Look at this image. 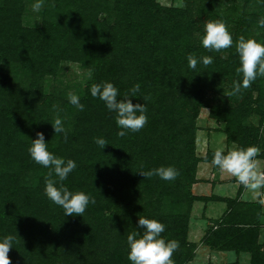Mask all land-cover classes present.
<instances>
[{
  "label": "trees",
  "instance_id": "1",
  "mask_svg": "<svg viewBox=\"0 0 264 264\" xmlns=\"http://www.w3.org/2000/svg\"><path fill=\"white\" fill-rule=\"evenodd\" d=\"M249 1L245 0L246 3ZM209 2L207 11L210 14L216 6L213 0ZM260 3L261 8L245 10L243 14L237 15V23L243 26L247 23H256L258 28H262L258 21L264 17V0ZM137 4L148 11V16L134 18L132 8L126 9L128 18L126 16L122 18V22L126 23V42L123 45V38L119 40L120 42L115 37L111 38L116 45L117 56L106 62L108 64L106 73L101 76L98 73L97 79L94 78L84 89V93L80 94V102L84 105L83 111L65 101L60 103L64 113L59 109L58 113L60 111L59 116L67 130V142L63 134L54 132L52 122L56 116L44 104L37 102L36 98L42 93L40 86L44 75L40 70L37 71V67L43 66L47 73H54L61 58H66L73 50L77 52L79 39L92 35L97 26L94 24L96 21L91 15L81 14L74 25H68L63 22L61 9L53 7L52 10L44 12L41 29L25 30L16 17L6 23L2 15L4 13L0 11V58L4 57L2 51L9 50V53L12 52L11 59L16 61L15 51L21 47L24 51L18 58L21 57V61L25 62L22 70L35 74L34 82L39 84L36 89L28 87L22 104L16 106L17 91L9 88L8 76L0 72V94L5 98L0 100V137L5 136L7 139L2 143L0 140V178L4 180V185L1 186L4 190L3 193L0 192V224L9 220L5 223L8 227L4 233L15 236L14 241L25 248L29 245L22 241L28 240L27 243L30 241L33 243L34 235L37 240L41 237L57 240V248H54L53 252L49 250L51 256H46L49 254L45 252L40 253L42 255L40 258L43 257L45 264H124L127 258L124 251L126 233L123 229L114 231L105 228L103 219L89 225L88 221L84 223L83 216L73 215L71 219L64 215V210L60 206L57 209L50 206L51 203L45 196V177L50 169L23 170L30 167L31 155L28 149L37 132L44 133L50 152L66 158L65 160L68 157L76 162L77 167L62 183L72 192L75 187L83 191L87 189V195L94 198L100 193L108 192H115L122 198L134 190L136 185L152 181V178L145 180L140 171L170 166L174 161L173 166L179 171V176L175 180L160 178V189L147 187V190L152 189L158 194L157 203L162 201L165 204L164 208L159 210L157 204L147 202L146 212L142 208L139 217L157 219L165 225V231L161 235L166 241L179 239L184 243L191 203L198 199L191 190V185L197 181L196 168L199 161L193 152L191 136L195 129L198 107L203 105L202 92L208 88L214 89L217 85L216 79L222 76L226 77L231 85L229 92L234 81L242 82V76H238L235 71L240 66L236 48L230 49L226 59L219 58L215 52L208 51L201 43L197 44V41L190 43L188 36L192 34L193 21L192 23L180 21L175 15L177 9H173L175 12L170 10V14L176 18L173 20V17L168 18V14H161L163 8L155 0H140ZM236 8L234 5L229 11L233 16ZM165 20H168L171 27L175 25L179 30L178 34L172 33L168 38L169 42L165 41L166 43L161 45L147 29L151 23L161 22L164 29L161 33L164 34L167 30ZM13 27L17 31L13 32ZM129 38L133 40L129 41ZM133 41L136 49L131 48ZM72 44L74 49H71ZM158 47L161 48L160 52ZM78 53L82 57L89 56L91 50L87 47ZM189 54L195 55L199 60L206 55L213 56L214 66L210 64L207 71L208 66L205 67L200 60L193 70L187 60ZM104 81L112 82L117 87L120 93L118 98L130 92L134 85H140L136 97H131L134 104H146L148 120L140 131H128L125 137L117 135L121 129L116 124V114L109 111L98 97H93L90 91L93 83ZM144 97L148 99L144 100ZM6 98L11 100L8 102ZM227 100L217 101L211 105L210 113L215 124L224 125L221 127L228 141H238L240 147L255 145L258 129L247 120L254 113L264 115V77L258 76L250 88L242 89L237 95L228 96ZM1 118L5 120L4 123H1ZM11 124H15V128L19 129L10 131L8 128L12 127ZM97 137L107 141L108 144L103 149L95 143L94 138ZM14 144L26 151V159L15 160L10 157L8 146ZM178 149L184 150L179 152ZM213 155L214 153H209L204 160L212 161ZM28 177L31 180L25 182ZM53 178L58 180L55 174ZM97 184L98 188L95 189ZM90 188L99 191L90 193ZM11 193L16 196L14 200ZM99 201L102 199L97 203ZM88 207L90 208L89 204ZM254 210L258 222L255 228V246H248L237 235L236 237L232 235L230 241H233L232 244L239 243L242 249L251 252V264H261L260 261L264 264V251H261L264 242L259 239V230L264 224L258 201ZM85 212L87 214V211ZM134 214L138 215L136 212ZM44 215L49 216L47 221L40 220ZM68 220L73 221L71 223ZM84 225L87 227H83ZM67 226L73 228V233L66 236L61 243L62 230ZM221 226L220 220H215L206 234L208 243H215L221 238L223 230ZM99 230H103L104 235ZM139 230L142 232V229ZM106 237L114 239L117 247L113 250L108 249L107 245L104 246L101 254L105 260H102L97 249L103 247V239ZM25 248L15 250V254L20 252L24 254ZM191 255V252H188L186 259H190ZM175 257L182 260L180 252L175 254Z\"/></svg>",
  "mask_w": 264,
  "mask_h": 264
},
{
  "label": "rangeland",
  "instance_id": "2",
  "mask_svg": "<svg viewBox=\"0 0 264 264\" xmlns=\"http://www.w3.org/2000/svg\"><path fill=\"white\" fill-rule=\"evenodd\" d=\"M139 1L140 0H43V8L39 12H35L32 9V5L36 2V0H0V11L4 13L2 14L4 15V21L8 23V21L13 20V17H16L20 23V26L25 30L33 28H36L37 30L41 29L44 12L52 10L53 7H58L61 9V14L64 18L63 22L68 25H74L76 23V19L81 14L91 15V18H94L96 21L94 24H97V26L92 32V35L89 38L83 37L79 39V48L77 49V52L73 50L74 52L72 51L71 54L69 53L66 58H61L54 73H47L43 66L40 67L38 65L37 71L40 70V72L44 74L40 86L42 93L36 98L39 104H44L45 107L50 110L52 114H54V116L60 115V111L64 113V111L61 110L60 103L64 101L70 103L68 99L69 92L78 95L80 98V94L84 93V89L88 86V84L94 78L97 79L98 73L100 76L106 73L108 66L106 62H109L111 58H115L117 56V48L112 42L111 38L115 37L118 41L123 38V45L126 42V23L122 22V18L125 16L128 18L126 9L132 8L134 18H145L149 14L142 5L137 4ZM155 2L160 4V6L165 9V11L161 9V14H168V18L172 19L173 17V20L176 19L174 15H171L172 13L170 14V10L175 12L173 9H177V13H175V15L179 17L180 21L190 23L193 21V30L192 32L190 31L192 34L188 36L187 33V36L190 38V43L192 41H197V44H202L204 27L207 21L214 19H223L226 21L228 30L233 37V46L220 52H215V55L219 58L226 59L229 56L230 49L235 48V43L241 35L245 36V38L250 36L254 37L258 42L262 43L264 30L262 28H258L256 23H247L244 26L237 23V15L243 14L245 10L252 11L257 8H261V0H250L247 3L245 0H213L216 9L210 12V14L207 11L210 5L209 0H155ZM234 5L237 6L235 11L236 13L234 15L235 17L231 14V12H229L231 7ZM76 11L79 13H76ZM160 23L161 22L151 23V25L148 27L149 30L147 29V32L152 33V37L155 38L161 45H163L167 41H170L168 38L172 35V33L177 32L178 34L179 28L175 27V25L171 27L168 20H165V24H167V30L164 32V34H162L161 32H163L164 29ZM12 31H17V29L13 27ZM131 40L133 39L129 38V41ZM133 44L134 41L131 45V48L136 49ZM147 44H149L148 41ZM73 45L74 44L71 45V49H74L72 47ZM87 47L91 50V54L89 56L83 55L82 57V55H80L78 52ZM160 49L161 48L158 47L159 52ZM121 50L122 49H120V51ZM23 51L24 49L21 47L16 49V61L11 59L12 52L9 53V50L2 51V56L4 57L0 58V72H3L8 76L9 88L17 91L18 100L15 103L16 106L22 104V101L25 99L24 94H26L28 87H33V89H36V86L39 85L34 82V80H36L35 74L27 73L22 70V68L24 69L23 66L25 62L23 61V63L21 61V57L18 58V56H20ZM197 59L199 60V58ZM102 62L103 65H101ZM209 66L210 65L207 67V71L209 70ZM212 66H214V64H212ZM216 82L217 85L214 89L208 88L202 92L204 97L203 105L198 107L195 118V129L191 139L193 142V152L199 159L197 162V167L199 166V163H206L204 166L208 168L207 170H211L214 173V178L216 177L217 181L223 182L224 179L222 177H218L221 173L219 172L220 169L212 165L211 161L209 162L204 159H207L206 157L209 156V153H214L217 148L223 147L226 153L227 150H230L233 147H240V144L238 141H228L226 134L222 129L223 127H221L224 125L215 124L214 118L211 117V105L217 101H228V96L226 95L231 87L229 81H227V78L224 76L217 78ZM219 88L221 90H219ZM6 96L9 97L8 94H6ZM7 98L6 101L9 102L11 99L7 100ZM0 100H5L1 94ZM239 100L240 98H238V101ZM58 109L60 110L59 113ZM4 122L5 120L1 118V123ZM247 122L258 129L255 146H258L261 149L257 159L260 160L262 166L264 162V134L261 133V129H264V115L261 116L257 113H254L252 116H249ZM11 126L12 127L8 128L10 131L19 129L18 127L15 128V124H11ZM0 140L1 143L7 141L5 136L0 137ZM8 149L9 155L10 157H13V159L16 160L25 158L26 151L23 148H20L14 144L11 147L8 146ZM182 150L184 149H178L177 151L180 152ZM67 159L69 158L67 157ZM173 163L174 161H172L170 166H173ZM29 165V168H24L23 170L32 171L46 169V167L37 164L32 158L29 160ZM203 170H205V168ZM211 177L212 175L207 177V175L201 174V177L195 182L197 183L199 181L198 185L194 183L191 185V190L193 194L198 197V199L191 203L187 227L188 230L184 243L180 242L179 239L177 240L179 241L180 246L179 249L173 254L172 258L174 260V264H180L181 262H183L182 264H251V252L242 249L239 243L232 244L233 241L230 240L232 239V235H234V237L237 235L239 239H243L245 244L248 246H255V228L257 227L258 222L254 206L257 204V194L247 190V192H251V194H248L247 196L245 195L242 200L239 194L241 193L242 189L245 188H242V185L238 184L237 189H240L237 190L238 192L233 197L229 195H224L222 197L215 193V190H213L214 188L212 189L210 184H204L205 181H209ZM29 178L30 177H28V180L25 182H29L31 180ZM231 179L230 180L232 182H238L237 180H234V178ZM3 185L4 180L3 178H0V192L2 193L4 187L1 188V186ZM194 186L195 191L193 190ZM147 187H156L160 189V177L153 176L152 181L136 185L134 190L126 193L122 198L117 196L115 192H108V194L100 193V195L95 198V204L89 202L90 208L87 206V214L86 212L83 214L84 223L88 221V224L90 225L99 219H103L105 222V228L110 230L114 229V231L123 229L125 231L126 235L124 239V251L126 252L127 258L125 259L124 264H130L131 262L128 259L129 246L127 244V235L134 230H139L137 229L136 221L139 219V214L142 208L144 212H146L147 202H152L155 205L157 204L159 210H162L165 206L162 201L157 203L156 198L158 194L154 193L152 189L147 190ZM97 188L98 184L95 185V189ZM91 190L92 189L90 188V193L99 191V189L92 190V192ZM76 191L83 190H79V187H75L73 192ZM86 191L87 189H85L83 192L87 194L88 191ZM11 196L13 197V200L16 197L12 193ZM45 196L51 203L50 206L57 209L58 205L54 204L47 197V195ZM100 199H102L101 202L99 201L101 204L99 202L97 203V201ZM206 203H212V205L213 203H220V205H222V209H216V211L214 209L213 213L211 212L205 215V206L207 205ZM90 204H92V206ZM210 208L212 209L213 207ZM134 212H136L138 215H135ZM72 216L68 217L72 219ZM48 217V215H44L40 220L47 221ZM218 219L220 220V224H222L221 228H223L221 232L222 234L220 235L221 238L215 243H208L206 234L208 233L209 228L215 223V220ZM6 221L8 222L9 220ZM6 221L4 224H0V240L7 236L4 233L8 227L5 225ZM68 221L72 223L73 220ZM78 227L82 228L80 226ZM83 227H87V225H84ZM259 231V239L261 242H264V226H262ZM72 233V227L67 226L64 228L62 230L63 237L61 238V243L64 241L66 236H70ZM102 234L104 235V232H102ZM34 237L33 243L32 241L27 243L28 240L22 241V243L25 245H29L28 248L22 247L23 245L19 246V243L13 241L12 248L8 253L11 259V264H45L43 257L40 258L42 256L40 253L45 252L49 254H45L46 256H51L52 253H49V250L51 249L53 252L54 248H57L58 241L52 240L51 238L42 237V239L39 238L37 240L36 235H34ZM103 240V247L97 249V253L100 255L102 260H105V257L101 254L104 246L107 245L108 249L113 250H115L117 246H115L116 244L114 243V239L106 237V239ZM24 248V254L21 252L15 254V250H21ZM38 249H40V251ZM261 251H264V248L261 249ZM178 252H180V257L182 260L175 257V254ZM188 252H191L192 254L190 259H186V254ZM260 262L262 264V261Z\"/></svg>",
  "mask_w": 264,
  "mask_h": 264
},
{
  "label": "clouds",
  "instance_id": "3",
  "mask_svg": "<svg viewBox=\"0 0 264 264\" xmlns=\"http://www.w3.org/2000/svg\"><path fill=\"white\" fill-rule=\"evenodd\" d=\"M43 6V0H36L32 9L39 12ZM258 24L264 28V17L258 21ZM202 45L210 52H220L231 48L233 37L228 30L226 21L223 19L207 21ZM235 48L240 61V66L235 71L238 76H242V82L234 81L232 90L226 96L237 95L242 89L250 88L258 76L264 77V43L258 42L254 37L245 38L241 35L235 43ZM187 60L189 67L193 70L196 69L200 60L205 67L213 63V58L207 55L198 60L193 54H189ZM139 90L140 85L136 84L130 89V92H126L122 98H118L120 93L112 82L104 81L91 85V95L102 100L107 109L116 114L115 121L121 129L117 132L119 137H125L128 131L138 132L147 123L146 104H134L131 99V97H136ZM68 99L78 110L83 111L84 105L80 102L78 95L69 92ZM147 99L148 97H144V100ZM52 127L55 134H63L64 140L67 142V130L59 115L52 122ZM261 133L264 134V129H261ZM94 139L101 149L108 144L102 137ZM28 151L37 164L50 169L45 177V193L54 204L64 210V215L83 216L89 202L95 204L94 197H90L83 191L72 192L62 183L77 167L76 162L72 159L65 160L50 152L43 132H37ZM260 152L261 149L255 145L236 146L227 150L226 153L225 149L221 147L214 151L211 163L222 172L234 177L245 189L256 193L264 189V167L257 159ZM53 174L58 180L53 178ZM140 174L145 179L158 176L163 180H175L179 176V171L174 166H160L148 171H140ZM58 182L59 186H57ZM137 229H142V232L134 230L127 235L128 259L132 264H174L172 257L174 252L179 249V241L175 239L166 241L162 237L161 234L165 231L163 223L154 218L140 216L137 221ZM15 239V236L7 235L0 240V264H11L8 253Z\"/></svg>",
  "mask_w": 264,
  "mask_h": 264
},
{
  "label": "crops",
  "instance_id": "4",
  "mask_svg": "<svg viewBox=\"0 0 264 264\" xmlns=\"http://www.w3.org/2000/svg\"><path fill=\"white\" fill-rule=\"evenodd\" d=\"M204 164L206 163H199V166L197 167V176L196 178L199 179L201 177V174H205L207 175V177H210V175H212V177L210 178L209 181H205L204 184H210L211 185V188L213 190H215V193H217V195H220V196H224V195H229L231 197H233L239 190L240 188L237 189L238 187V182L234 181L232 182L231 178H234V177H231L228 173L226 172H222L221 170L219 172H221L219 174L218 177H222L224 180L223 182H220V181H217V178L215 177L214 178V173L211 171V170H207L208 168L206 166H204ZM205 168V170H203ZM210 174V175H209ZM216 174V173H215ZM223 174V175H222ZM231 179V180H230ZM208 180V179H207ZM234 180H236L234 178ZM199 181L197 183H194L196 185H198ZM243 188V186H242ZM195 191V186H194V189ZM195 193V192H194ZM248 194H251L247 192V189H242L241 193L239 194L240 195V198L243 200L244 196L248 195ZM197 204V203H196ZM207 205L205 206V215L208 214V213H213L214 212V209L216 211V209H222V205H220V203H216L212 205V203H206ZM223 204V203H222ZM210 207H213L212 209ZM216 207V208H214Z\"/></svg>",
  "mask_w": 264,
  "mask_h": 264
},
{
  "label": "built area",
  "instance_id": "5",
  "mask_svg": "<svg viewBox=\"0 0 264 264\" xmlns=\"http://www.w3.org/2000/svg\"><path fill=\"white\" fill-rule=\"evenodd\" d=\"M262 167H264V162ZM257 194V201L259 202L260 206H261V212H262V219H263V224H264V203H262V201H264V189L259 190V192H256ZM264 226V225H263Z\"/></svg>",
  "mask_w": 264,
  "mask_h": 264
}]
</instances>
